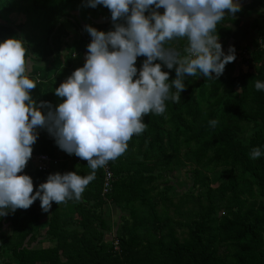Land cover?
<instances>
[{"label":"trees","instance_id":"obj_1","mask_svg":"<svg viewBox=\"0 0 264 264\" xmlns=\"http://www.w3.org/2000/svg\"><path fill=\"white\" fill-rule=\"evenodd\" d=\"M257 6L264 7V0H247L219 22V38L231 32L225 23L238 25ZM79 18L98 30H113L109 9L86 7L84 0H0V42L25 41L37 102L53 107L62 102L54 89L83 66L91 37ZM26 27L39 37L38 45ZM251 27L264 40V27L256 22ZM258 40L246 60L251 70L233 75L234 60L218 80L186 77L179 103L167 100L163 115L143 117L144 132L108 162L113 173L108 193L102 195L99 168L81 199L52 202L43 227L39 199L0 217V264H264V90L255 88L256 81L264 82V49ZM186 43L171 42L180 51ZM144 59L137 58L138 70ZM162 71L169 72V83L175 78L174 69ZM211 120L218 122L215 127ZM37 132L32 155L53 160L46 170L33 171L29 160L19 173L32 178L34 192L51 173L90 174L87 161L60 150L45 129ZM253 148L261 150L257 159L250 158ZM179 172L190 181L185 190L176 183ZM107 205L122 212L115 222L105 217ZM40 238L50 245L30 246Z\"/></svg>","mask_w":264,"mask_h":264},{"label":"clouds","instance_id":"obj_2","mask_svg":"<svg viewBox=\"0 0 264 264\" xmlns=\"http://www.w3.org/2000/svg\"><path fill=\"white\" fill-rule=\"evenodd\" d=\"M98 5L109 9L113 30L85 25L91 37L85 62L54 89L64 98L55 107L31 96L37 82L29 78L32 56L25 41L0 42V217L37 199L43 212L52 202L81 199L96 170L144 132L145 115H163L167 100L180 102L186 77L218 80L236 59L234 46L223 51L217 25L241 11L239 0H84L86 7ZM179 39L187 42L182 51L171 44ZM138 57L145 58L139 70ZM162 67L174 69L170 83ZM255 88L264 90V82L256 81ZM37 129H45L60 150L87 161L90 174L51 173L34 192L32 178L19 173L31 158ZM261 155L253 148L250 158Z\"/></svg>","mask_w":264,"mask_h":264},{"label":"crops","instance_id":"obj_3","mask_svg":"<svg viewBox=\"0 0 264 264\" xmlns=\"http://www.w3.org/2000/svg\"><path fill=\"white\" fill-rule=\"evenodd\" d=\"M236 2V0H234ZM239 3L241 6L245 5L247 3V0H239ZM225 17H230V15H226ZM257 23L259 26L264 27V7L263 6H257L245 13V15L242 17L241 22L238 25H232L230 23H225L226 26H229L231 28V32L228 36L220 39L219 43L222 45V49L225 53H227V50L229 46H234L236 51V62H235V70L234 75L240 73V72H246L248 70L252 69V64L247 62L246 60L249 59V50L252 49L253 41H257L260 39V37H257L256 30L253 29L251 26L253 23ZM254 41V42H255ZM235 75V76H236ZM112 205H109V217L113 222L117 220V218L120 217L122 212H120V209L118 208H111ZM115 209L117 211L118 215L117 217L112 215V210Z\"/></svg>","mask_w":264,"mask_h":264},{"label":"rangeland","instance_id":"obj_4","mask_svg":"<svg viewBox=\"0 0 264 264\" xmlns=\"http://www.w3.org/2000/svg\"><path fill=\"white\" fill-rule=\"evenodd\" d=\"M20 19H24V17H21L20 16ZM10 20L12 21V20H17V18H16V16L15 15H11L10 16ZM18 20H19V18H18ZM17 20V22H19ZM79 22H80V24L82 25V29H83V31H84V27H85V24H83L84 22H82V20L79 18V20H78ZM27 26V25H26ZM26 29H27V34H29V35H33L34 36V38L37 40V45H38V41L40 42V40H39V37H37V36H35L33 33H35V32H33L32 30H31V27L29 28V27H26ZM84 34L86 33L85 31L83 32ZM71 34H73V32L71 33ZM71 38H73V36H71ZM63 54L65 53L64 52V48L62 49V51H61ZM85 55L86 54H84L83 55V60H84V62H85ZM32 65V64H31ZM234 75V74H233ZM236 75V74H235ZM37 169V166H33V169H32V171L33 170H36ZM178 175L180 176V181L179 180H177L176 181V183H179V188L181 189V190H185V189H187L188 187H190V181L188 180V176L185 174V173H183V172H179L178 173ZM170 179L173 181L174 179L172 178V177H170ZM174 182V181H173ZM176 186H178V185H176ZM111 208H113V206H111ZM109 205H107V206H105L104 207V214H105V217H107L108 215H109ZM38 213L41 215L40 216V221H41V226L43 227L45 224H46V221H47V213L46 212H43L42 210H41V208H40V205L38 206ZM112 215H114V218H115V216L117 217V215H118V213H117V211H115V209H113L112 210ZM116 219V218H115ZM43 231V230H42ZM42 231H41V235H42ZM42 240H41V238L40 239H36L34 242H32L31 244L32 245H30V246H33V247H47V246H49L50 244H48V242H45V243H43V242H41ZM39 242H41V243H39Z\"/></svg>","mask_w":264,"mask_h":264},{"label":"built area","instance_id":"obj_5","mask_svg":"<svg viewBox=\"0 0 264 264\" xmlns=\"http://www.w3.org/2000/svg\"><path fill=\"white\" fill-rule=\"evenodd\" d=\"M258 46L264 49V40L259 39L257 42ZM33 162V166H37L36 170H46L49 162H52L48 155H31L29 159ZM103 171V182H102V195L108 193L111 189V184L113 183V173L111 172L108 163L102 168ZM114 250H118V242L114 241Z\"/></svg>","mask_w":264,"mask_h":264}]
</instances>
